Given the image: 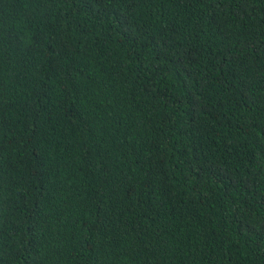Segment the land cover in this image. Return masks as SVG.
<instances>
[{"label":"trees","instance_id":"trees-1","mask_svg":"<svg viewBox=\"0 0 264 264\" xmlns=\"http://www.w3.org/2000/svg\"><path fill=\"white\" fill-rule=\"evenodd\" d=\"M0 264H264V0H0Z\"/></svg>","mask_w":264,"mask_h":264}]
</instances>
